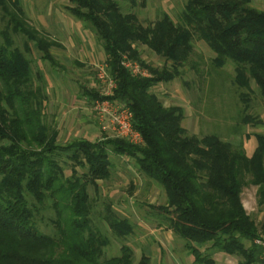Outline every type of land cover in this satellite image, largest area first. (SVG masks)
Segmentation results:
<instances>
[{
    "label": "trees",
    "instance_id": "trees-1",
    "mask_svg": "<svg viewBox=\"0 0 264 264\" xmlns=\"http://www.w3.org/2000/svg\"><path fill=\"white\" fill-rule=\"evenodd\" d=\"M134 1V0H129ZM68 13L92 30L100 43L106 70L115 87L108 98L132 113V127L142 138L133 144L114 137L58 143V132L43 117L45 96L31 79V61L13 46L9 35L0 43V264H131L132 250L105 256L109 238L92 224L93 202L87 186L110 173L109 153L133 161L137 172L163 191L164 204L154 207L158 227L182 241L193 264H215L213 253L236 257L238 264H264V218L256 221L241 201L242 189L256 187V204L264 206V134L254 133L250 154L216 134L198 137L181 125L182 107L164 105L152 87L181 74L193 51V37L213 53L214 68L232 62V85L242 113L254 84L264 100V10L251 0H185L180 19L168 14L141 24L124 12L119 0H68ZM6 28L34 43L44 59L55 45L30 26L19 0H0ZM3 17V18H4ZM143 45L164 60L155 67L142 59ZM24 51L29 47L24 46ZM126 56L147 71L131 75L121 64ZM166 62L168 64H166ZM89 100L102 99L84 90ZM242 123L260 120L245 114ZM70 162L65 175L59 157ZM63 164H67L63 160ZM81 170L79 174L77 169ZM51 211L38 228V216ZM104 220L118 237L132 233L126 218ZM137 264H149L141 255ZM175 264V263H174Z\"/></svg>",
    "mask_w": 264,
    "mask_h": 264
},
{
    "label": "rangeland",
    "instance_id": "rangeland-1",
    "mask_svg": "<svg viewBox=\"0 0 264 264\" xmlns=\"http://www.w3.org/2000/svg\"><path fill=\"white\" fill-rule=\"evenodd\" d=\"M27 23L55 45L49 47L51 58L44 59L34 43L25 41L21 34L6 28V17L0 9V43L3 34L10 36L13 46L23 51L31 61V79L45 96L44 121L58 132V143L65 144L74 138L89 141L114 138L108 121H100L92 110V101L84 90L98 96L104 88L98 75L103 67L105 55L91 29L76 20L66 10L68 0H19ZM124 12H133L141 24L160 18L163 13L177 22L183 11L185 0H119ZM251 4L264 10V0H251ZM4 17V18H3ZM29 51H24V46ZM143 60L160 67L164 60L143 45L139 46ZM213 53L206 44L193 37V51L174 80L161 82L152 87L164 105H178L184 111L181 125L188 134L201 137L216 134L234 146H241L250 154L256 145L254 133L264 134V100L253 83L245 114L260 120L242 123L243 104L238 90L232 85L233 64L228 61L216 69L211 64ZM166 64H168L166 62ZM103 69V70H104ZM1 87V86H0ZM102 126L107 128L102 129ZM65 175L70 174V162L59 157ZM111 162L107 179L98 180L97 186L89 184L87 190L92 198V224L109 238L105 256L119 254L120 246L128 245L132 250V263L137 264L141 255L149 257V264H193L191 255L184 250L182 241L169 230L161 229V220L154 207L164 204L162 189L140 175L131 159L109 153ZM63 160L67 164H63ZM78 173L81 170L77 169ZM241 201L246 212L258 223L264 218V206L256 204V187L247 185L242 189ZM113 214L126 218L132 225V233L118 237L104 220ZM51 211L38 216L37 226L49 231L45 225ZM228 264H238L236 257L228 258Z\"/></svg>",
    "mask_w": 264,
    "mask_h": 264
},
{
    "label": "built area",
    "instance_id": "built-area-1",
    "mask_svg": "<svg viewBox=\"0 0 264 264\" xmlns=\"http://www.w3.org/2000/svg\"><path fill=\"white\" fill-rule=\"evenodd\" d=\"M121 64L131 75H147L145 69L141 68L137 62L132 61L126 56L122 57ZM104 66L106 67V64H104ZM103 69L98 75L100 82L104 85V88L100 91L103 98H97L92 101L91 106L93 112L99 117L100 121H108L111 127L110 129L114 132L115 137L124 138L133 144L142 143L140 133L132 127V113L129 108L122 102L112 101L108 98L113 93L115 81L112 77H108L105 69ZM105 128L107 127L102 126V129ZM253 242L262 247L264 255V240L256 237Z\"/></svg>",
    "mask_w": 264,
    "mask_h": 264
},
{
    "label": "crops",
    "instance_id": "crops-1",
    "mask_svg": "<svg viewBox=\"0 0 264 264\" xmlns=\"http://www.w3.org/2000/svg\"><path fill=\"white\" fill-rule=\"evenodd\" d=\"M213 258L215 260V264H228L227 259L231 258V256H227L222 253L216 252V253H213ZM190 259L192 258L190 257ZM179 264H183V262H180Z\"/></svg>",
    "mask_w": 264,
    "mask_h": 264
}]
</instances>
